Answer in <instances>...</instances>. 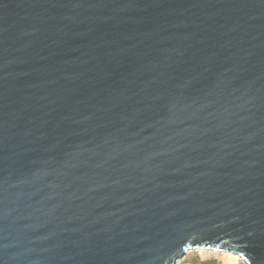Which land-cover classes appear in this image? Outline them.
<instances>
[{
  "label": "water",
  "instance_id": "obj_1",
  "mask_svg": "<svg viewBox=\"0 0 264 264\" xmlns=\"http://www.w3.org/2000/svg\"><path fill=\"white\" fill-rule=\"evenodd\" d=\"M264 264V0H0V264Z\"/></svg>",
  "mask_w": 264,
  "mask_h": 264
},
{
  "label": "rangeland",
  "instance_id": "obj_2",
  "mask_svg": "<svg viewBox=\"0 0 264 264\" xmlns=\"http://www.w3.org/2000/svg\"><path fill=\"white\" fill-rule=\"evenodd\" d=\"M233 255L237 257V264H246V262L237 254L230 252H219L213 250L196 249L190 250L184 259L178 261L177 264H224L225 255Z\"/></svg>",
  "mask_w": 264,
  "mask_h": 264
},
{
  "label": "bare ground",
  "instance_id": "obj_3",
  "mask_svg": "<svg viewBox=\"0 0 264 264\" xmlns=\"http://www.w3.org/2000/svg\"><path fill=\"white\" fill-rule=\"evenodd\" d=\"M223 259H224V264H237L238 263L237 257L230 255V254L225 255Z\"/></svg>",
  "mask_w": 264,
  "mask_h": 264
}]
</instances>
